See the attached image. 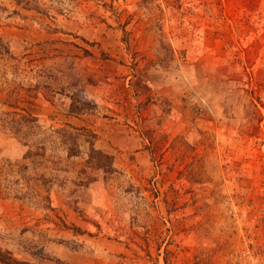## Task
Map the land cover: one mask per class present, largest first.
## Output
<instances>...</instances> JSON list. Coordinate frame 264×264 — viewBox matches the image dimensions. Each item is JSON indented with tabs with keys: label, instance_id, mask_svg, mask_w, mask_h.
I'll list each match as a JSON object with an SVG mask.
<instances>
[{
	"label": "rangeland",
	"instance_id": "1",
	"mask_svg": "<svg viewBox=\"0 0 264 264\" xmlns=\"http://www.w3.org/2000/svg\"><path fill=\"white\" fill-rule=\"evenodd\" d=\"M0 249L264 264V0H0Z\"/></svg>",
	"mask_w": 264,
	"mask_h": 264
},
{
	"label": "trees",
	"instance_id": "2",
	"mask_svg": "<svg viewBox=\"0 0 264 264\" xmlns=\"http://www.w3.org/2000/svg\"><path fill=\"white\" fill-rule=\"evenodd\" d=\"M0 264H31L24 261L16 260L10 251L0 249Z\"/></svg>",
	"mask_w": 264,
	"mask_h": 264
}]
</instances>
